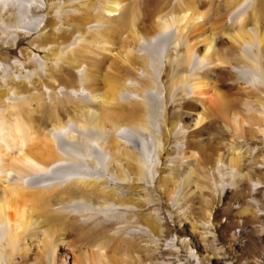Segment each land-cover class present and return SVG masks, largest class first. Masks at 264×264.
<instances>
[{
    "label": "bare ground",
    "instance_id": "6f19581e",
    "mask_svg": "<svg viewBox=\"0 0 264 264\" xmlns=\"http://www.w3.org/2000/svg\"><path fill=\"white\" fill-rule=\"evenodd\" d=\"M257 231L264 0H0V264H251Z\"/></svg>",
    "mask_w": 264,
    "mask_h": 264
},
{
    "label": "rangeland",
    "instance_id": "374dc122",
    "mask_svg": "<svg viewBox=\"0 0 264 264\" xmlns=\"http://www.w3.org/2000/svg\"><path fill=\"white\" fill-rule=\"evenodd\" d=\"M18 55L15 50H12V56ZM256 235H258V239H254V244L250 248V252L246 251L247 253H250V256L254 261L256 260V263L251 262V264H264V231H257ZM232 251V250H231ZM229 252V251H228ZM249 255V254H247ZM252 261V260H251Z\"/></svg>",
    "mask_w": 264,
    "mask_h": 264
}]
</instances>
